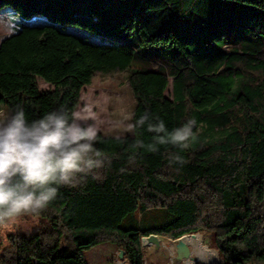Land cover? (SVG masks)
I'll list each match as a JSON object with an SVG mask.
<instances>
[{"label":"trees","instance_id":"obj_1","mask_svg":"<svg viewBox=\"0 0 264 264\" xmlns=\"http://www.w3.org/2000/svg\"><path fill=\"white\" fill-rule=\"evenodd\" d=\"M6 5L31 23L0 42V106L20 105L30 120L75 111L96 73L127 70L133 122L149 112L170 130L188 119L198 127L182 166L167 159L175 149L133 147L136 138L151 142L146 129L120 140L99 132L96 147L111 163L98 179L60 188L39 217L45 229L0 240V264H89L86 251L102 242L145 264L143 236L197 231L210 234L214 264H264V0H0ZM39 78L52 88L41 90ZM151 208L171 216L121 226Z\"/></svg>","mask_w":264,"mask_h":264},{"label":"clouds","instance_id":"obj_2","mask_svg":"<svg viewBox=\"0 0 264 264\" xmlns=\"http://www.w3.org/2000/svg\"><path fill=\"white\" fill-rule=\"evenodd\" d=\"M19 21V15L11 11L0 14V39ZM127 127L131 135L142 128L152 134L150 143L136 138L133 147L152 152L161 146L175 149L167 153V159L182 166L186 161L181 153L190 148L198 123L188 119L170 130L163 119L145 112ZM99 132L98 121L65 108L30 120L17 105L0 117V230L13 231L26 217L38 220L57 199L60 188L76 187L88 175L98 179V170L111 163L96 147Z\"/></svg>","mask_w":264,"mask_h":264},{"label":"rangeland","instance_id":"obj_3","mask_svg":"<svg viewBox=\"0 0 264 264\" xmlns=\"http://www.w3.org/2000/svg\"><path fill=\"white\" fill-rule=\"evenodd\" d=\"M9 5L0 8V14L8 11L14 13ZM40 17V16H39ZM19 26L23 22L31 23L30 20H24L21 17ZM42 18V17H41ZM18 26L13 24L10 33L15 32ZM9 33V34H10ZM117 39V37H113ZM3 39V38H2ZM0 39V42L1 40ZM112 39L113 41H116ZM125 42H130L131 39L122 37ZM138 51H140L138 49ZM171 79L167 87L166 94L171 95ZM39 87L41 90H47L52 86L44 80L39 78ZM136 100L128 80L127 70H118L112 73H96L92 79L91 84L83 87L80 95L79 103L76 110L80 115L88 120H96L100 124V132L110 135L129 134L128 124L133 122V111ZM11 112V109L2 104L0 106V117L6 116ZM171 216L165 208H151L141 213L139 211L127 214L122 222L123 227H140V226H154L164 224ZM18 227V225H16ZM13 231L0 230V240L6 237ZM47 227V223L38 218L33 220L27 217L22 219L19 224V230L41 231ZM201 232V249L205 257V262H216L218 260V251L211 244L210 234L206 231ZM162 239H171L168 237L159 236ZM145 253V264H181V259L178 256L170 255L166 247H150L143 245ZM163 248V249H162ZM122 252V258L119 259L121 264L128 263V259L121 249H118L116 244L112 242H102L90 250L86 251V257L89 264H118L119 252Z\"/></svg>","mask_w":264,"mask_h":264},{"label":"bare ground","instance_id":"obj_4","mask_svg":"<svg viewBox=\"0 0 264 264\" xmlns=\"http://www.w3.org/2000/svg\"><path fill=\"white\" fill-rule=\"evenodd\" d=\"M201 237V232L187 233L178 239L167 240L158 235H150L144 236L142 243L150 247H166L172 258L178 256L181 259V264H203L205 257L201 249ZM118 264L121 263L118 261Z\"/></svg>","mask_w":264,"mask_h":264},{"label":"crops","instance_id":"obj_5","mask_svg":"<svg viewBox=\"0 0 264 264\" xmlns=\"http://www.w3.org/2000/svg\"><path fill=\"white\" fill-rule=\"evenodd\" d=\"M26 219H27V218H26ZM19 224H20V222L17 224V225H18V227H16V226H15V227H16V229H20V228H19ZM23 230H24V231H26V229H23ZM28 231H29V230H28ZM4 239H6V237H3V238H1V240H4Z\"/></svg>","mask_w":264,"mask_h":264},{"label":"water","instance_id":"obj_6","mask_svg":"<svg viewBox=\"0 0 264 264\" xmlns=\"http://www.w3.org/2000/svg\"><path fill=\"white\" fill-rule=\"evenodd\" d=\"M151 235H155V234H151ZM183 235H184V234H183ZM183 235H182V236H183ZM148 236H150V235H148ZM143 237H144V236H143ZM143 237H142V239H143ZM180 237H181V236H180ZM178 238H179V237H178ZM178 238H176V239H178ZM142 239H141V240H142ZM142 245H143V243H142ZM216 262H218V260H217ZM216 262H213V263H206V264H214V263H216Z\"/></svg>","mask_w":264,"mask_h":264}]
</instances>
